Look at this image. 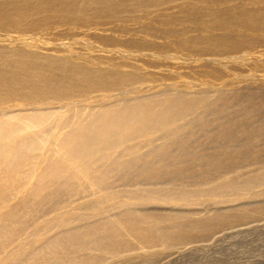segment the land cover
<instances>
[{
    "label": "rangeland",
    "instance_id": "rangeland-1",
    "mask_svg": "<svg viewBox=\"0 0 264 264\" xmlns=\"http://www.w3.org/2000/svg\"><path fill=\"white\" fill-rule=\"evenodd\" d=\"M83 1L86 5L99 3L102 7L108 2L80 0L77 6L82 13L80 19L98 25L53 26V29L35 32L42 49L32 51L40 56L57 57L65 55L73 45L76 55L102 57L105 61L101 62L105 63L101 67L123 71L124 75L135 73L145 77L144 81L122 91H92L86 100L72 105L64 103L62 109L60 104L17 108L12 111L14 114L22 110L28 111L25 114L51 111L59 107L61 114L79 108L84 114L94 115L110 107L140 100L172 101L178 97H185L186 104L193 101L197 104L174 124L175 128L182 127L183 137L169 149L170 152L166 151L169 154L163 158L149 156L146 141L139 139L129 143L138 145L133 156L118 157L115 154L112 159L95 162L93 167L82 173L77 169L68 170L65 177H53L47 168L50 160L60 164L67 161L61 157L62 154L55 153L57 146L52 143L56 139L51 138L42 140V148L28 154L20 170L6 172L0 168V264H14L27 255L32 264H50V260L37 256L42 253L41 248L45 252L51 251L46 249L50 245H54L51 247L53 252H67L72 258L103 256L96 264H264V183H254L250 192L237 186L238 191L215 193L209 191L213 183L200 179V176L205 178L208 175L213 179H235L242 184L250 182L258 171L264 170V46L255 45L253 53L226 48V52L210 53L204 57L169 46L176 41L172 38L180 37L178 32L181 30H184L182 38L197 39L228 33L235 40L248 43L264 40V32L248 27L252 19H259L257 10L262 4L253 6L249 0H206L204 3L184 0L157 6L151 10V15L130 14L123 8L122 17L113 18L110 13L109 17L101 16L103 8L90 7L83 11ZM183 7L197 11L214 9L215 12L209 11L211 17L207 19L205 15L203 25H208L216 17H224L228 27L223 30L215 24L208 29L198 26L193 23L198 15L181 12L187 11ZM229 7L241 8L240 13H244V17L238 16L237 20L235 14L227 16L228 12L224 10ZM251 9L257 11L256 15L250 14L254 12ZM241 18L245 23L238 24ZM150 27L151 31L153 28L157 32H152L154 37L140 31ZM166 32L169 33L166 35ZM8 34L0 32V48L5 46L12 51L16 44L22 45L15 42L20 34ZM133 39L143 40L148 45L153 43L162 50L166 48L172 58L163 57L165 55L160 53L162 57L156 55L157 59L151 57L154 56L152 52L143 51L151 56L130 59L139 55L121 47H116L118 50L109 47L112 41L125 43ZM86 45L93 49L87 50ZM101 62L97 61L95 65ZM113 63L125 65L119 64L124 67L114 68L110 65ZM224 124L232 125V130H228L232 138L228 141L219 136L226 131ZM202 125L204 127L200 128ZM45 127L48 126L36 132L43 131ZM160 137V133L155 132L149 140L156 146L167 145L168 140L165 142ZM180 146H184L186 152L179 149ZM190 152H197L199 156L219 153L226 168L219 171L200 163H185L153 181L114 177L101 188H92L86 183L109 173L115 160L121 163L136 159L138 164H159L162 161L176 164L184 159V153ZM237 153L239 158L233 156ZM191 167H199L201 171L193 173ZM217 214L222 219L219 226L206 234L190 231L187 237L182 238L172 229L178 219L194 224ZM108 224L115 225L123 236L118 237V249L109 248L101 253L96 248L97 243L89 242L93 237H88V230L91 226ZM77 233H84L83 237H77ZM150 235L155 241L145 243V238ZM62 246H68L67 250Z\"/></svg>",
    "mask_w": 264,
    "mask_h": 264
},
{
    "label": "bare ground",
    "instance_id": "bare-ground-1",
    "mask_svg": "<svg viewBox=\"0 0 264 264\" xmlns=\"http://www.w3.org/2000/svg\"><path fill=\"white\" fill-rule=\"evenodd\" d=\"M106 1L108 4L105 7L100 6L99 3L86 5L85 1H83L85 4L83 11L90 7H96L97 9L103 8L101 16L109 17L110 15L108 13H110L111 16L115 18L118 15L122 17L124 8L125 10H129L130 14L147 13V15H151V10L157 8V6L160 7L162 4H170L175 1L179 2L184 0ZM203 1L206 0H199L200 3ZM249 1L253 6L254 4L258 5V3H261L262 7L260 10H257L259 14L257 17L259 19H252L250 24L248 23V27L251 29L259 28L260 32H264V0ZM79 4L80 0H0V32L9 33L8 35H10V33L20 34L17 38L18 41L15 42H20L22 44L21 46L16 44V47L11 49L12 51H9V48L5 46L0 48V117H2L0 119L1 170H5L6 172H16L20 170L28 154L34 152L36 148H42V144L40 145L42 140L48 141L51 140V138L56 139L55 143H52L57 146V151L55 150V153L62 154L61 157L64 158L67 163L60 164L56 163L54 160H50L47 168L50 170L51 176L65 177V172L68 170L72 171L77 169L79 173H82L81 171L86 170V168L93 167L92 165L95 162L112 159L115 154H118V157L133 156L138 151V145H129V143L139 139L146 141L145 147L149 149V156L163 158L166 156V151L172 149V146L179 142V138L183 137L182 127L175 128L174 124L178 120L181 121V118L185 117V114L189 113L197 104L195 101H193L192 104H190L191 102L186 104L188 101H185V97L173 98L172 101L167 99L154 100V102L140 100L127 105L110 107L106 111L94 115H89L88 113L84 114L83 110L79 108L69 109L67 113L61 114L59 107L55 110H43L31 114H25L24 112H28L27 110L19 111V113L16 114L12 112L17 108H37L48 105L55 106L58 104H60V109H62L64 103H71L70 105H72L86 100L85 98L89 97L88 94L92 91L108 89L122 91L126 88H132L135 84H138V82L144 81L143 79H145V77L138 76L135 73H126V75H124L125 72L123 71L101 67L100 65L105 63L101 62L105 61L102 57H91L89 55L81 57L80 55H76L73 51V45H70L65 55L57 57L40 56L39 53L32 51V49H42V46L38 43L39 40L35 38V32H42L57 26L76 25L77 27H90L98 25L99 23L92 24L79 18V16L82 15L77 9ZM183 9H187V11H181L185 14H190V16L198 15L193 21V23L198 26H203L208 29L215 24L223 30L228 27L227 24L224 23V17H216L213 21L210 20L211 22L208 25H203V23H205L203 20L205 15L208 19V17H211L209 15H212L209 11L212 10L215 12L214 9L209 10V8H207L199 11L187 7H183ZM240 9L229 7V9H225L224 11L225 13L228 12L227 16L235 14L238 20V16L244 17V13H240ZM251 10L254 12L250 14L256 15L257 11ZM247 18L252 17L248 16ZM227 21L229 22V20ZM237 23L243 24L245 22L244 19L241 18ZM152 30L153 31H151L150 27L141 28L140 31L148 36L154 37L152 32H157L153 28ZM183 31L181 30L178 32L180 37H171L176 41L169 44V46L175 47L181 51L194 52L197 55L200 54V57H204L210 53L226 52V48L229 50L233 49V51L238 49L253 53L255 45L264 46V40H259L260 42L251 41L248 43V41L235 40L232 36H228V33L220 36H202L197 39L182 38L184 34L182 33ZM168 33L169 32H166V35ZM170 33L173 34V32ZM144 42L143 40L134 39L126 41L125 43L112 41L109 47H114L116 50L121 47L127 51H131V53L139 55L133 58L129 57L130 59L151 56L143 53V51L152 52L154 56L151 57L157 59L160 53L165 55L163 57H171L169 55L170 51L168 52L166 48L162 50L161 47L153 43L148 45ZM87 48V50L93 49V47L90 46H87ZM231 52L228 51L227 53ZM159 57L162 56L160 55ZM97 61L101 62L98 64L99 66L95 65ZM119 64L125 65L124 63ZM119 64L113 63L110 65H113L114 68L124 67L119 66ZM127 76H129V78H127ZM71 112L73 114H70ZM45 125L48 127H45L43 131L36 132ZM224 126H226V134L222 132V135L219 136L220 139L222 138V140L228 141L232 138L231 135H228V130H232V125L224 124ZM203 127L202 125L200 128ZM64 130L68 131L61 133ZM28 131L32 132L27 133ZM155 132L160 133V138L165 142L168 140L166 142L168 144L165 146H156L154 143L150 142L149 139L152 138ZM36 139H39L41 142H38ZM179 149L186 152L184 146H180ZM182 156H184V159L181 162H176V164H166L163 161L159 162V164L151 162L138 164L136 159L121 163L119 160H115L111 164L112 167L109 173H105L98 179L94 181L89 180L86 183L92 188H101L109 184V178L114 177L117 179L133 177L135 179L153 181L157 178H161L162 175L172 173L177 167L185 163H200L205 167L212 166L219 171L223 170L225 167L222 161L223 158H221L219 153L199 156L197 152H190L184 153ZM233 156L239 158L240 154L237 153ZM89 163H91V165H89ZM191 168L190 170L193 173L201 171L199 167ZM257 174L258 175L252 178L250 182L242 184H238V180L236 181L235 179L220 180L219 178L213 179L208 175L205 176V178H203L204 176H199L203 181L206 180L207 182L213 183V187L209 189L210 192L225 193L228 191L229 193L234 190L238 191L237 188H235L237 186H240L243 191L250 192L254 183H264V170L258 171ZM148 177L154 178L148 179ZM33 191L34 190H32L31 195ZM180 196L187 197L185 195ZM182 220L183 219L176 220L172 229L177 236L184 238L190 234V231L197 232L198 234H206L213 230V228L218 227L222 219L220 218V214H217L212 218L197 223L195 222L194 224H188ZM88 231V237H93L89 242L97 243L96 248L100 250L101 253L109 250V248L112 250L119 248L120 244L118 237H122L123 235L120 233L119 229L115 228V225L108 224L104 227L91 226ZM82 234L84 233H77V237H83ZM151 235L149 238H145V243L155 241V238H151ZM50 246L52 247L54 245ZM51 247L46 248L47 250L51 249V251L45 252L43 251L44 249L42 250L41 248L42 253L37 254V256L40 255L42 258L50 260V264H78L80 261H86L84 264H96L103 259V256L97 255L88 259L86 256L72 258L67 252H53ZM62 247H64V250L68 248V246ZM27 256H25L23 260L15 261L14 264H32L29 262L30 260L27 259Z\"/></svg>",
    "mask_w": 264,
    "mask_h": 264
}]
</instances>
